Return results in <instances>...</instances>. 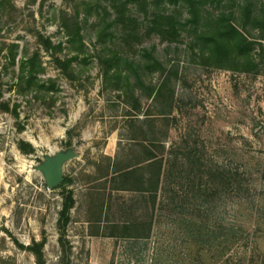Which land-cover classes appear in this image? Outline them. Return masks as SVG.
Returning a JSON list of instances; mask_svg holds the SVG:
<instances>
[{
	"label": "rangeland",
	"instance_id": "obj_1",
	"mask_svg": "<svg viewBox=\"0 0 264 264\" xmlns=\"http://www.w3.org/2000/svg\"><path fill=\"white\" fill-rule=\"evenodd\" d=\"M111 2L0 0V264H36L34 244H41L44 264H264V41L253 48L255 71L217 69L189 51L190 32L170 43L147 34L148 21L131 2L127 14L141 24L129 38L133 26L114 22ZM105 24L111 26L100 39ZM76 25L81 49L67 35ZM47 39L61 50L46 49ZM152 46L163 71L128 67L130 87L104 79L103 55L141 64ZM166 76L164 98L153 99ZM152 143L164 164L153 214L149 193L113 176L116 167L137 164L143 169L133 177H146ZM69 148L76 156L62 172L72 180L65 188L75 204L60 230L65 188L48 190L36 167ZM195 150L199 161H188ZM199 212L205 224H234L240 239L193 246L188 230ZM150 216L146 240L106 235L119 233L111 226Z\"/></svg>",
	"mask_w": 264,
	"mask_h": 264
},
{
	"label": "trees",
	"instance_id": "obj_2",
	"mask_svg": "<svg viewBox=\"0 0 264 264\" xmlns=\"http://www.w3.org/2000/svg\"><path fill=\"white\" fill-rule=\"evenodd\" d=\"M110 7L116 12L115 23H122L123 26L131 24L130 37L139 34L140 19L137 15L127 14L128 3H133V6L143 14V20H147L145 25L147 34L154 33L160 41L163 42H176L181 37L183 31L191 33L188 49L194 56H198L203 65H209L217 69L235 70V71H255L256 64L253 59V48L255 43L264 41V4L257 7L256 0H111ZM208 1L216 4V8L207 7ZM100 3V2H98ZM161 4L173 5L175 7L184 8L186 13L184 18L178 13L164 12L161 9ZM211 8V9H210ZM215 9V10H213ZM129 12V11H128ZM242 23L240 25V23ZM239 23V24H238ZM111 24H105L103 29L98 32L101 37L107 32ZM257 29L258 37L254 38L248 36V30L245 27ZM125 27V26H124ZM67 30L69 29L66 27ZM71 32H67L71 42L79 44L80 49L83 47L81 44L80 27L74 26ZM111 35V34H109ZM113 35V34H112ZM129 36V34L127 35ZM137 37V36H136ZM259 41V42H258ZM46 49L61 50V44L53 46L52 42L47 39L45 41ZM155 46L151 47V51L145 50L144 57L147 58L141 64L128 58H123L116 52L103 55L100 58L101 64L104 66L103 76L106 81L113 85H119L121 80L125 81L126 87H130L129 73L125 70L133 66L140 67L145 65L148 70L158 69L163 71V65L160 60L155 58ZM69 61L67 65L69 66ZM123 66V67H121ZM140 78H138L139 80ZM141 85L142 82L138 81ZM170 86V79L166 76L155 93L153 99L164 98L166 87ZM169 95L166 99L169 105L173 102V91L169 89ZM161 115V114H160ZM138 120V119H136ZM142 124V121H135ZM134 139V138H132ZM129 138L128 141H132ZM159 141V140H158ZM155 142V141H150ZM159 143V142H157ZM161 143V142H160ZM151 149L146 147L149 157L145 159L147 176L137 177L134 176L143 168H137V164L128 165L127 167H116L113 172L116 180L128 182L130 184H139V191L149 193L151 198L152 214L155 209L157 193L159 190L162 177L164 176L163 159L158 158L152 151L156 148L155 144H151ZM160 145V144H159ZM132 146H142L135 144ZM143 147V146H142ZM198 151H192L188 161L198 162ZM196 177L194 174L188 175ZM218 180L226 179V176L221 173H216ZM72 182L69 178H64L63 183L56 188H65ZM124 187V185H123ZM125 189V188H121ZM120 189V190H121ZM129 190V189H126ZM63 202L61 210L59 211L58 226L60 230L65 229L70 221V210L74 207L75 200L72 191L65 190L62 192ZM204 207V206H203ZM208 209L203 208L202 213L206 215ZM209 220V217L206 215ZM199 221L191 222L188 230V236L191 239L193 246H199L204 249L219 248L223 241L226 243H235L240 238L238 236L237 228L231 224L228 228L222 227L220 223L214 221L205 224L201 219L199 212ZM153 227V216H150L148 221H141L139 219L127 222L122 225L111 226V229H117L118 234H106L108 237H121L129 239V241L136 242L137 240H146L150 238ZM29 250L34 254L36 264H44L43 253L41 244H34ZM137 258V256H136Z\"/></svg>",
	"mask_w": 264,
	"mask_h": 264
},
{
	"label": "water",
	"instance_id": "obj_3",
	"mask_svg": "<svg viewBox=\"0 0 264 264\" xmlns=\"http://www.w3.org/2000/svg\"><path fill=\"white\" fill-rule=\"evenodd\" d=\"M75 156L73 149L69 148L53 156H45L42 163L36 167L42 174L48 190L55 189L63 183V165Z\"/></svg>",
	"mask_w": 264,
	"mask_h": 264
}]
</instances>
